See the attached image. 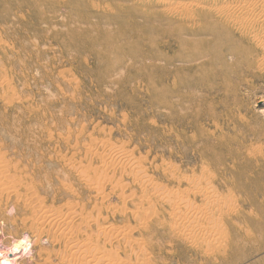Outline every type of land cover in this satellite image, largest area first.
<instances>
[{
	"label": "rangeland",
	"instance_id": "rangeland-1",
	"mask_svg": "<svg viewBox=\"0 0 264 264\" xmlns=\"http://www.w3.org/2000/svg\"><path fill=\"white\" fill-rule=\"evenodd\" d=\"M160 1L144 0L145 11L136 0H41V17L35 20L0 0V42L5 46L0 44V69L5 70H0V160L9 176L32 188L28 196L24 190L20 194L44 202L47 211L53 209L51 216L58 212L54 218L68 223L67 230H60L66 239H44L41 246L47 251L41 259L32 243V252L17 264H84L82 256L88 259L85 264H264V232H259L264 187L225 188L220 180L232 176L217 159L221 150L240 165L251 151L264 158V80H222L181 71L178 61L169 64L178 45L168 48L169 29L160 15L166 8ZM163 1L167 8L172 4L171 10L191 4ZM4 48L11 63L1 58ZM221 139L230 150L219 147ZM185 176H205L202 187L214 188L223 202L238 204L236 213L218 217L223 226L231 225L229 246L220 247L223 240L190 242L173 234L172 216L188 215V202L202 205L183 182ZM14 192L10 198L0 194V250L20 237L33 242L36 235L31 226L37 217L18 209ZM175 196L180 204L181 197L190 198L183 203L186 210ZM24 216L31 220L22 222Z\"/></svg>",
	"mask_w": 264,
	"mask_h": 264
},
{
	"label": "bare ground",
	"instance_id": "bare-ground-1",
	"mask_svg": "<svg viewBox=\"0 0 264 264\" xmlns=\"http://www.w3.org/2000/svg\"><path fill=\"white\" fill-rule=\"evenodd\" d=\"M4 2H6L8 5H11L12 7L16 6V8L20 10V11L18 10L19 12L27 11V13L31 14V17L33 16L35 20H37V18L41 17V13L39 10V8H40L39 2H41V0H4ZM160 2L164 4V6H162V7L166 8L165 13L160 14V15H161L162 19L166 22V26H168V29H169L168 30L166 28L169 32V37H168L169 47L168 48L170 50H173L174 47H172V46L176 45V44L178 45L177 46L178 47V51H177L178 53H175V56H172V57L170 56L169 64H174L175 61H178L183 66L181 68V71L187 69L189 71L195 70V72L204 73V74L211 73L212 76H216L217 78H220L222 80H233V78H240L241 79V77H245V76H253V77L260 76L264 80V0H232L229 4L228 3L223 4L226 2V0H191L190 1L191 4L189 6L188 5L183 6L184 5V3H183L181 5L182 7H180V8L178 7L179 9H177L174 6L173 10H171L172 4H171V9H170V6H169V8L166 7L167 4L165 1L162 0ZM135 3L141 4L140 10L144 9V7L146 6V5H144V0H136ZM83 4H84V2H83ZM149 4H150L149 7L152 6L155 8V4L153 2H149ZM156 5H159V4L156 3ZM168 5H169V3H168ZM73 7H75V6L73 5ZM5 9L9 10L7 7H5ZM129 11L131 12V9ZM160 11L161 10L156 9L157 14ZM13 12H14V10H13ZM110 12H112V11H110ZM85 13H88V11ZM142 13L144 14L143 11H142ZM101 14H103V13H101ZM116 14H117V12H116ZM110 15H112V14H110ZM122 15L125 16L124 14H122ZM160 15H157V16L159 17ZM82 16H84V15H82ZM130 18H128V19H130ZM28 19H30V18H28ZM149 19H151V18H149ZM13 20H15V18ZM120 20H122V22H123V18ZM155 20H157V18ZM4 22L7 24V21H4ZM11 25H10V27H12ZM23 25H25V24H23ZM153 25H155V24H153ZM156 25H158V24H156ZM1 26H3V25H1ZM33 26L34 25H32V27ZM131 26H134V25H131ZM10 27H9V29L11 30ZM29 31H28V33H29ZM3 32L5 33L4 29H3ZM23 32H26V30L25 31L23 30ZM134 32H136V31H134ZM4 33H3V36L5 35ZM88 36L90 37V35H88ZM75 37L77 38V36H75ZM100 37L101 36H99V39H100ZM7 38H6V40H7ZM32 38H33V35H32ZM81 38H82V36H81ZM86 38H88V37H86ZM36 39L38 40L37 37H36ZM2 40L3 39H1V41ZM12 41L13 40H11V42ZM85 41H87V40H85ZM2 42H4V41H2ZM114 43H115V41H114ZM0 44L3 45L4 43L2 44L0 42ZM5 44H7V42ZM32 44H34V42H32ZM38 45L39 44L36 45L37 48H38ZM24 46H26V45H24ZM8 47H9V45H8ZM27 48H29V47H27ZM3 50H5V48ZM33 50H34V48H33ZM25 52L27 53V51H25ZM8 56L9 55L6 52V50L2 51L1 58H2L3 62L11 63V61H8L10 59ZM12 56H15V55L12 54ZM25 56H23V57L25 58ZM11 59H13V58H11ZM22 60H24V59H22ZM24 61H26V60H24ZM19 62H20V60H19ZM0 63H2V62L0 61ZM25 64H23V65H25ZM18 65H19V63H18ZM29 66H28V68H29ZM9 69H10V65H9ZM0 70H2V69H0ZM2 71L5 72V70H2ZM22 73L23 72L20 71V74H22ZM181 80H182V85H185V84H183V78H181ZM5 81L7 82V79ZM12 81L9 82V85ZM24 82H26V81H24ZM8 88H9V86H8ZM2 89H4V88H2ZM12 89H14V88H12ZM172 90H173V88H172ZM11 91H13V93L15 92L14 90H11ZM175 91L177 92V90H175ZM177 93H179V91ZM2 94H3V91H2ZM209 142H210V140H209ZM220 142H221L219 144L220 148L228 149V150L231 149L227 143L223 142L222 139L220 140ZM202 145H204V143ZM255 146H258V143ZM207 147H210L209 144L207 145ZM211 147L214 148V146H211ZM261 147H262V144H261L260 148ZM263 147H264V145H263ZM247 148H249V147H247ZM206 149H208V148H206ZM209 149H211L210 151L213 150L212 148H209ZM248 150H251V148ZM215 152H216V150H215ZM262 152H263V150H262ZM219 153H220V155L217 157L219 167H222L224 169L225 173L227 172V174L229 173L232 176L231 179H229V178L226 179V177H225L224 179L220 180V182L223 184V186L225 188H231V189L235 188L237 190L243 191V190H248V189H252V188H258L260 190V188L264 187V170L262 169L264 167V160H263L264 158L262 160L258 159V157H255V154H253L251 151L248 153L245 163L243 165H240L239 163L234 162V160L230 154H227V153L223 152L222 150ZM225 156L229 157L230 160L227 159ZM0 161H1L0 162V194H1V196L7 195L10 198L11 193L15 191L14 193L17 196V197L15 196V198H17L16 203H17L18 209L19 210L23 209L27 214L28 213H29V215L31 214L32 215L31 217L35 216V219L37 217L36 222L32 219L34 224L31 222L33 224V226H31V227L36 232V235H34L35 236L34 241L32 242L31 238H29V237H23V238L20 237V239H18L17 241H13V244L11 245V247H9L10 245H5V246H8L7 247L8 249L4 248L5 250H0V264H17L19 257L25 255V253H27V252H30V250H31L30 246L32 245V243H33L32 246L35 247L36 251L35 250L34 251L37 254V256L39 258L43 257L44 251L47 248L46 249H44L45 247L42 248L41 242L44 239H47L53 243H55V242L59 243L58 241L61 242V240L63 239L62 237H64L66 239V235L63 233V231L67 230L68 223L63 221L64 219L60 220L63 218L62 216H61L62 218L59 217L60 219H58L56 217L54 218V216H56L58 214V212L55 215L51 216L50 212L53 209L52 210L50 209L51 211L50 210L47 211L45 209L46 207L43 206L44 204H42L44 202L41 201V203H40L38 199H36L37 201L33 200V198H34L33 196H32L33 198L31 197L30 199H27L28 194H26V192L27 193L32 192L31 191L32 188H25L24 183L22 181L20 182L15 177L12 178L11 176H9L7 174L6 168L2 165V160H0ZM229 161H232V163L229 164L230 163ZM113 164H115V163H113ZM8 173H10V171ZM204 174H205V171H204ZM186 176L182 178V179L185 178L183 180V182H186L187 186L190 187V189L192 188V191L191 190L190 191L191 192L194 191V193H195L193 195V197L195 196V199L199 198L202 202V205L201 204H200V206H198V204H196V206H194L195 204L191 205L188 202L190 200L189 197H188L189 200H186V198L183 199L181 197V200H182L181 203L182 204H180V201H178V198H177L178 196H175L176 197L175 200L178 201L179 206L185 205L184 206V208H185L186 205L188 204L187 207L190 206V210H188L189 211L188 215L186 213L184 214L182 212L183 216L178 215L177 213L175 214L174 211H176V209L172 210L173 212L171 211L172 213L175 214V215L172 214L173 215L172 216L173 217L172 218V225L170 226L171 230L173 231V234L175 233L176 235L183 237L184 239H186L188 241L190 240V242H191V240L194 242V241L199 240V239H202L201 241L204 240L203 241L204 243H205V240L207 242L209 241V243H211L213 241L223 240V243H220V247L223 248L224 245H225V247L229 246L231 244V237H232L231 225H228L227 227L223 226L222 224L219 223L220 221L218 222V220L220 219V217H221V219L226 217L228 215V212H229V216L231 215V213L232 214L236 213V211H238V209H237L238 207H236V206H238V204L234 205L232 203L233 201L229 200V199L224 200V202L226 201L227 203L229 201H232L231 202L232 205L228 203L229 204V206H228L222 201L223 200L222 195H221V197H222L221 198L222 200H221L220 198H218V196H215L213 194L216 191V190H214V188L212 189L213 193L211 192V190L209 191L206 188L207 185L204 186L206 188V190H205L204 187H202L204 185L203 178L205 176L202 177L201 179H197V180L195 177H194L195 179H192L189 177L187 178ZM208 176H210V175H208ZM210 177H208L205 180L210 181V179H209ZM213 177H215V176H213ZM212 182L215 185L216 183H218V180L213 179ZM220 182H219V184H220ZM205 183H207V181ZM208 183H210V182H208ZM208 185L211 186L212 184L210 183ZM30 186H31V184H30ZM22 190L25 191V195H27V196H25L26 198L22 194H20V191H22ZM190 191H189V193L188 192L187 193L190 194L191 193ZM35 193H36V191H35ZM173 194H175V191ZM183 194H181V195H183ZM188 194H186V195H188ZM233 194H235V193H233ZM246 195H247V193H246ZM169 196L173 197L170 194H169ZM233 196H232V198H233ZM248 196L250 198L251 195H248ZM219 197H220V195H219ZM229 198H230V196H229ZM147 199H149V198H147ZM173 199H174V197H173ZM195 199H194V201H195ZM7 200H6V203H7ZM167 200L169 202L170 198ZM175 200L173 202H175ZM191 201H192V199H191ZM234 201H235V199H234ZM8 202H9V200H8ZM173 202H171V203H173ZM183 203H187V204H183ZM173 204L175 205V203H173ZM176 205H177V202H176ZM0 208H1V205H0ZM172 208H174V206ZM179 208H177V209H179ZM186 208H185V210H186ZM181 210H182V208H181ZM177 212H178V210H177ZM18 213H20V211ZM178 213H181V211ZM57 216H59V214ZM24 217L25 218H23L22 222L23 221L27 222L28 220H31V219H26V216H24ZM31 217L29 216L27 218H31ZM215 217H217V218H215ZM218 217H219V219H218ZM262 217H264V216H262ZM253 223H254V220H253ZM253 223H252V225H253ZM223 224H224V222H223ZM31 227H30V229H31ZM62 227L65 228V230L63 229V231L60 232ZM27 230H29V229H27ZM260 230L262 232H264V227L259 229V232L261 233ZM188 232H189V234H188ZM185 233H187L188 235ZM32 234H34V232ZM32 234H31V236H32ZM263 234H262V236H263ZM24 235H26V234H24ZM245 235H247V234H245ZM262 236H261V238H262ZM64 242H65V240H64ZM240 242H242V241H240ZM209 243H207V244H209ZM244 243H246V242L244 241ZM67 247H68V245H67ZM69 247H71V246H69ZM43 249H44V251H43ZM65 249H67V248L65 247ZM65 249H62V250L58 249V250L62 251L60 253V254H62L63 252H65ZM71 250H72V248H71ZM225 252H227V251H225ZM70 253H71V251H70ZM58 255L59 254H57V256ZM65 255H67V254H65ZM76 255H78V253ZM70 256H71V254L69 255V257ZM74 256H75V253H74ZM74 256L72 255L73 259H75ZM90 256H92V253ZM82 257H84L85 262H86V260L88 262V259L85 256H82ZM31 258H33V257H31ZM95 259H97V256ZM92 260H93V258H92ZM34 261H35V259H34ZM64 261H65V258H64ZM81 261L83 262V259H81ZM104 261L105 260H103V261L101 260V261H97V262L100 263V262H104ZM23 262H25V261H23ZM85 262H84V264H85ZM61 263H62V261H61ZM70 263L72 264L71 261H70ZM78 263H79V260H78Z\"/></svg>",
	"mask_w": 264,
	"mask_h": 264
}]
</instances>
